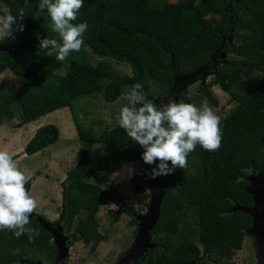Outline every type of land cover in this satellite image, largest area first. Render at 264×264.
<instances>
[{"label":"trees","instance_id":"16d2710c","mask_svg":"<svg viewBox=\"0 0 264 264\" xmlns=\"http://www.w3.org/2000/svg\"><path fill=\"white\" fill-rule=\"evenodd\" d=\"M0 5L18 20L22 18L25 30L13 43L12 51H0V74L9 70L20 83L15 87L12 81L0 82V124L13 119L14 105L21 112L15 126L21 127L56 109L72 108L73 101L83 96L103 93L106 102H116L124 88L130 91L136 82L143 83L148 100L162 101L178 76L205 67L222 54L234 56L209 71L213 83L237 103L221 119V147L207 151L198 144L187 158L194 163L192 173L177 167L171 174L162 175L168 185L159 220L151 230L157 247L148 250L139 264L231 262L252 226L248 213L231 209L237 204L253 206L247 177L264 169V0H178L163 4L157 0H84L77 20L72 22L86 21L89 25L83 46L88 45L99 56L127 63L131 76L116 74L102 62L80 63L72 59L75 52L63 62L55 53L46 56L37 47L36 34L59 37L51 30L46 10L35 17L38 0H0ZM67 61L65 72L58 73ZM150 82L155 83L156 90ZM199 92L212 105H218L208 83H200ZM181 101L193 103L188 85L180 93ZM75 126L79 139L86 142L83 126L76 120ZM58 137L56 125H42L24 152L34 154ZM93 142L101 145L96 168L103 173H112L128 162H140L141 173L131 177V190L142 194L149 173L142 146L119 125L102 131ZM89 155L83 147L75 166L60 182L64 207L60 214L62 227L69 229L74 218L82 210L86 212L75 223L70 241H82L95 250L106 240L96 219L101 203L108 199L124 206L127 199L112 184L102 187L89 181ZM33 179H28V190ZM182 212L195 217L198 244L189 238L175 242ZM36 216L40 215L30 216L31 226L39 231L34 242L27 235L16 238L12 231L0 230V264L35 262L36 254L50 253L51 249L54 255L49 256L50 264L54 262L52 234L35 221ZM128 224H137L134 216Z\"/></svg>","mask_w":264,"mask_h":264},{"label":"rangeland","instance_id":"374dc122","mask_svg":"<svg viewBox=\"0 0 264 264\" xmlns=\"http://www.w3.org/2000/svg\"><path fill=\"white\" fill-rule=\"evenodd\" d=\"M162 4L165 2H176L178 0H157ZM7 12L6 8L0 5V15ZM8 13V12H7ZM47 17L50 19L47 13ZM16 33L19 31H15ZM12 38V37H11ZM0 41V44L6 43V40ZM230 40H233L230 37ZM226 57L234 58V56H227V54L220 55L216 63H222ZM72 59L80 63L96 64L102 62L116 74L131 76V67L121 61H117L112 57L99 56L94 53L88 45L82 46L81 50L72 55ZM68 61L58 73H64L67 69ZM213 75L209 72L207 76L200 79L193 80L188 83V96L191 98L193 104L201 106L207 103L212 110L222 119L235 109L237 103L233 101L230 96L224 93L218 84H214ZM12 81L15 87H19L18 79L11 71L6 70L0 74V82ZM208 83L210 89L218 101V105H212L204 96L200 95L199 84ZM153 90H156V85L153 82L149 83ZM127 87L124 88L123 93H127ZM123 107L121 102H106L103 93H95L88 96L80 97L73 101L72 108L63 107L49 112L36 120H39L43 125L52 123L59 129L58 140L40 150L35 154L28 155L24 152L25 139L29 137V126H21L19 128L20 136L13 141L14 149L19 151L12 155L16 160L19 168L28 176L33 177L31 187H34L30 193L38 203V206L43 205L51 198V206L56 208L58 214L64 209L62 204V191L60 180L63 178L72 165L77 162L81 149L86 147L89 152V161L87 168L89 170V181L99 184L102 187L112 184L126 197L127 202L124 206H119L115 202L105 199L96 214V219L99 223V230L106 235V240L101 242L95 250H91L90 246L82 241L70 243L68 255L65 264H115L117 260L125 254L130 248L134 237L136 235L137 224L130 226L128 222L134 214H144L150 201L148 181L147 186L142 194H134L131 190V177L138 171L141 173V164L139 161H132L125 163L121 168L112 173H103L96 168V153L101 150V145L93 142L100 136L102 131L110 129L118 125L117 116L120 109ZM14 117L10 121H3L0 124V129L6 127L8 129L17 128L15 125L20 121V110L17 105L12 107ZM75 120L81 124L85 130L86 142L79 139L75 126ZM18 129V128H17ZM5 130V129H4ZM5 135L0 139V149L4 142ZM22 148L20 149V147ZM194 170V163L188 160L186 167L187 173H192ZM38 175V176H37ZM63 175V176H62ZM65 178V177H64ZM147 180V177H146ZM30 187V188H31ZM29 188V189H30ZM29 191V190H28ZM49 195V197L46 195ZM47 200V201H46ZM42 209L37 208L34 213L42 216ZM86 212L82 210L77 218H74V224L69 229L63 227V235L71 240L73 235L74 225L80 217H84ZM117 216L118 219L114 220ZM53 224H61V214L58 219L51 221ZM153 240L154 235L151 234ZM184 238H189L198 244V231L195 224V217L190 212L180 213L179 229L176 233L175 242L178 243ZM254 237L248 234L244 237L242 247L234 252L231 262L224 259L220 260L221 264H258L257 247L254 245ZM256 244V243H255ZM56 247V246H55ZM57 256V249L55 251ZM37 260L41 264H50L49 256L54 255V250L50 253H39ZM54 262L52 264H54Z\"/></svg>","mask_w":264,"mask_h":264},{"label":"clouds","instance_id":"9594fccd","mask_svg":"<svg viewBox=\"0 0 264 264\" xmlns=\"http://www.w3.org/2000/svg\"><path fill=\"white\" fill-rule=\"evenodd\" d=\"M83 5L84 0H38L35 17L39 18L46 10L51 30L59 37L41 38L37 33L40 52L50 57L55 53L56 59L63 62L71 52L81 50L89 25L86 21L72 22L77 20ZM21 20L7 12L0 15V41L13 37L14 31L22 32ZM147 95L141 82L122 93L118 102H122L123 107L117 122L128 137L144 148L142 159L146 164H156L159 160L152 169L153 178L169 175L177 167L185 169L189 153L195 151L198 144L207 151L219 150L223 136L221 118L207 103L197 106L170 99L157 106ZM28 179L12 154L0 150V230H10L16 238L27 235L29 241L34 242L39 231L31 226L30 216L38 203L26 188Z\"/></svg>","mask_w":264,"mask_h":264},{"label":"water","instance_id":"95a60500","mask_svg":"<svg viewBox=\"0 0 264 264\" xmlns=\"http://www.w3.org/2000/svg\"><path fill=\"white\" fill-rule=\"evenodd\" d=\"M24 32L25 30L17 33L14 32L13 37L8 42L0 44V51H12L13 43ZM216 60L217 59H214L205 67L200 68L191 74L178 76L169 95L162 101L154 99L153 102H155L157 106L161 103H168L170 99L178 102L180 93H182L187 87L188 83L207 76L209 71L215 66ZM142 150L144 152L143 147ZM158 164L159 160L156 161V164H149L147 181L150 201L147 211L144 214L133 215L137 221L134 241L128 251L123 254L115 264H139L148 250L157 247L151 238V230L159 220L161 205L165 196V188L168 185V182L162 177V175L155 178L152 176V169ZM247 180L250 183L247 187V192L252 196L253 206L244 207L237 204L232 207L231 211L235 212L241 210L252 217V226L248 230V234H251L255 239L258 264H264V169L255 175H249ZM34 219L52 234V241L57 249V256L54 264H65L71 241L63 235L62 225L48 222L41 216H36ZM20 264H41V262L38 260L35 262L22 261Z\"/></svg>","mask_w":264,"mask_h":264},{"label":"crops","instance_id":"0c3cea01","mask_svg":"<svg viewBox=\"0 0 264 264\" xmlns=\"http://www.w3.org/2000/svg\"><path fill=\"white\" fill-rule=\"evenodd\" d=\"M49 124V123H48ZM43 124L39 121V120H34V121H31V122H29V123H26V124H24L23 126H29V130H28V132H29V137L27 138V139H25V141H24V144H26L27 142H28V140L34 135V133H35V131L40 127V126H42ZM45 125V124H44ZM18 128V129H17ZM16 129L15 128H13V129H8V128H6V127H4V128H2V129H0V139H1V137L3 136V135H5V138H4V142L2 143V148L0 149V150H6V151H8L10 154H12V155H15L18 151H19V149H14V146H13V141H14V139L16 138V137H18V136H20L19 134H20V132L19 131H17V130H19V128L20 127H17ZM5 129V130H4ZM22 146L23 145H21V147H20V149L22 148ZM46 148V147H45ZM44 149V148H43ZM42 150V149H41ZM40 151V150H39ZM39 151H37V152H39ZM37 152H35V153H37ZM34 153V154H35ZM76 164V163H75ZM75 165L73 164L72 165V167L71 168H73ZM70 168V169H71ZM135 174H139V172L137 171ZM63 175H65L64 177H66V174H65V172H64V174ZM62 175V176H63ZM38 176V175H37ZM64 177L63 178H61V180L60 181H62L63 179H64ZM61 186V185H60ZM30 187H31V185H30ZM34 187H31L30 189H29V193H31V191H32V189H33ZM61 191H62V189H61ZM124 195H126V197L127 196H129V194H126V193H124ZM49 197V195L47 194L46 195V197ZM61 199H62V195H61ZM47 201V200H46ZM51 203H52V201H51V198H50V200H48V204H47V202H45V203H43V205H40V206H38L37 208H41L43 211H42V216H45L46 218H47V220H51V221H54V220H56V219H58V217L60 216V213L58 214V209H57V207L56 208H53L52 206H51Z\"/></svg>","mask_w":264,"mask_h":264}]
</instances>
